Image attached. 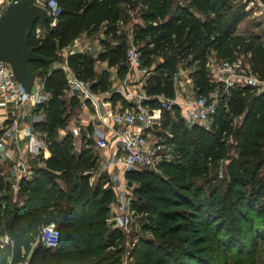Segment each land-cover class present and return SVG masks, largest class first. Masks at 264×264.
I'll return each instance as SVG.
<instances>
[{
    "label": "trees",
    "instance_id": "1",
    "mask_svg": "<svg viewBox=\"0 0 264 264\" xmlns=\"http://www.w3.org/2000/svg\"><path fill=\"white\" fill-rule=\"evenodd\" d=\"M57 1L61 12L55 23H35L27 40L29 48L51 59L30 61L48 94L42 104L44 118L35 129L49 154L39 152L30 159L34 172L19 180L16 191L0 173V236L12 240L0 243V264H16L24 248L35 239L39 242V229L49 222L58 228V244L36 243L28 264H121L123 233L109 220L114 199L109 174L101 171L104 175L89 181L88 172L98 161L92 123L80 129L78 147L70 130H59L82 104L67 91L60 66H52L60 48L81 31L110 35L114 44L104 38L97 57L80 52L68 56L74 73L89 82L92 91L101 92L108 90L109 80L105 71H97L95 61L116 66L123 77L130 40L140 39L142 64L149 71L143 84L149 98L143 104L156 108V95H173V73L181 66L190 69L194 95L218 88L207 75L212 51L229 60L249 54L246 62L262 76L264 41L259 34L236 33L246 16L242 0ZM133 12L144 24L132 23L131 38L118 25ZM37 26L41 33L35 32ZM157 56L160 62L154 61ZM110 99L131 106L118 93ZM232 115L239 117L235 125ZM158 122L156 127L169 128L173 138L192 133L193 141L177 138L173 160L125 172L131 183L130 206L150 235L132 246L136 264H257L264 256V184L259 172L264 165V90L230 89L217 100L208 126L185 123L178 106L162 108ZM229 134L234 135L230 143ZM224 158L223 178L216 180Z\"/></svg>",
    "mask_w": 264,
    "mask_h": 264
},
{
    "label": "built area",
    "instance_id": "2",
    "mask_svg": "<svg viewBox=\"0 0 264 264\" xmlns=\"http://www.w3.org/2000/svg\"><path fill=\"white\" fill-rule=\"evenodd\" d=\"M16 1L18 0H0V15L9 3ZM29 1L43 7L52 17L50 24L55 23L57 15L61 12V5L57 0ZM257 1L264 7L262 0ZM92 40L93 38L73 39L71 43L60 48L58 62L68 82L67 91L78 96L82 104L89 103L92 110V118L96 123L92 121L90 136L94 140L95 148L100 152V171L109 174L114 192L109 220L114 226L124 228L134 212L130 206L131 193L125 172L146 166L156 167L153 160L155 147L153 148L149 142L147 134L154 124L159 123L161 109L178 106L185 123L204 124L210 121L221 95L241 86H250L260 92L264 90V78L247 62L219 58L212 51L206 62L207 75L210 81L218 84V88L203 95H194L190 69L181 66L173 73V95L159 94L158 107H149L143 104V100L149 98L143 88L149 71L142 64L140 50L130 44L125 54L126 72L111 91V94L118 93L131 102V106L122 107L119 101L112 104L110 98L92 91L89 82L79 78L68 63V56L71 54L77 52L91 54ZM34 82L37 84L36 89L31 88L26 92L15 79L10 64L0 61V173L10 180L11 191L19 188V180L22 177L32 176L34 172L30 166L32 157L43 150L42 155L46 157L44 140L35 129V125L44 118L42 104L48 94L43 90L42 79L36 76ZM129 82L140 85L141 90L126 89L125 84ZM69 130L73 136H77L80 125L75 124ZM109 137L114 146L113 150L107 141ZM103 150L109 154H103ZM38 239L47 247H55L59 240L56 224L49 222L42 225ZM0 243L12 244V240L5 234L0 236ZM27 261L28 259L19 260L16 264H28Z\"/></svg>",
    "mask_w": 264,
    "mask_h": 264
},
{
    "label": "rangeland",
    "instance_id": "3",
    "mask_svg": "<svg viewBox=\"0 0 264 264\" xmlns=\"http://www.w3.org/2000/svg\"><path fill=\"white\" fill-rule=\"evenodd\" d=\"M242 1H244V3H245L246 16L236 26V33L259 34L264 41V7L261 6L257 0L253 1V2L250 0H242ZM147 5L148 4H145L144 8H146ZM136 15L133 12L131 15L132 18H128L127 21L124 20L123 23L119 22V25H118L120 29L124 30V28H126L127 31L129 32V36L131 38H132V35L134 34V30H135L134 26H132V23H138L141 26L144 24L142 22V20L140 19V17L136 16ZM130 20H132L131 23L129 22ZM41 31H42L41 28H39L37 26V28L35 29V32L38 34V33H41ZM101 32L102 31H100L99 33H96V34L88 35L87 33L85 34L84 31H81L75 37V38H78L81 40H86L90 37L93 38V40H92L93 45L91 47V49H92L91 55H93L94 58L97 57L98 51H101L102 49H104L105 44L102 41L104 38H107L108 43L110 45L114 44V41H113V39H111L110 35L106 36V35H103V33H101ZM130 44L139 49V47H141L143 45V41H141L140 39L139 40H133V41L130 40L129 45ZM248 55L249 54H247L246 56L243 54H241V55L239 54V55H237L238 58L237 57L236 58L240 59L241 62H246ZM244 56L246 58H244ZM236 58L234 60H237ZM161 60L162 59L160 56H157L154 58V61H156V62L157 61L160 62ZM56 64H57L56 61L52 62V66L56 65ZM95 67H96L98 72L105 71L107 76H108V80H109L108 90L101 91L98 93L101 94V96H103V97L110 98L111 91L116 87L117 82L120 79H122V74H120L119 71L116 70V66L108 65L107 61L96 60L95 61ZM261 77L264 78V71H263ZM135 84H136V82H135ZM137 86L138 87H134V89L136 91H140L141 90V87H139L140 85H137ZM36 87H37V84H36V82H34V84L32 85V89L35 90ZM106 91H108V93H106ZM156 98H157V102H158L159 98L157 97V95H156ZM112 104H115V103H112ZM121 105H122V107H125L126 103L121 104ZM78 113L79 112H75L73 114V117L70 118L69 123L59 130L64 133L67 129L69 130L70 127L75 126L76 123H79L80 118H78V116H76ZM231 117H232L233 125L238 123V121H239L238 116L232 115ZM158 125H159V123H157L156 125H153V127L150 128V130L147 134V138H148L149 142L153 145V148L154 147L156 148V149L154 148V154H153V160H154L155 164H157L159 161H162V160L169 161V160L174 159V152H175L174 146L177 145L176 144L177 138L180 139V141L187 142V143H191L193 141L192 133L187 134V136H178L175 139L172 137V134H171V131L169 128H164V129L162 128L161 129V127H159V128L156 127ZM203 125L208 126L209 121L204 123ZM80 132H79V135L73 136L74 142L77 144L80 142V136H81ZM233 137H234V135H232V134L227 135L226 141H229V143L232 142ZM234 150H235L234 148H231L230 152H234ZM43 152H44V150H43ZM43 152H42V154H43ZM227 156H228V153H227ZM38 160L39 159H37V164L38 163L40 164V161H38ZM225 161H226L225 158L219 161V165H218L216 175L214 174L216 180L223 178V175H224L223 166H224ZM207 166H210V163H208ZM93 172L95 174L93 180L91 181L92 178L91 177L89 178V180L92 183L94 182V180H96V176L99 177L100 175L101 176L104 175V173L101 172L100 169H97V168L92 169V173ZM259 172H262V174L261 175L259 174V175L261 177L262 183L264 184V165L260 168ZM130 193H132L131 190H130ZM183 193L186 194V192H183ZM110 206H111V202H110ZM111 209H110V213H109L110 216L112 214ZM143 221L144 220L141 219L139 215H136L133 212L132 218L129 221V223L126 225V227L121 228L122 233H123V239H122V243L120 245L121 246V251H120L121 264H136L135 258L131 253L132 246L137 242V239L139 237L150 236L148 232H145L144 230L141 229V224ZM259 226H260V228L262 227V225H259ZM262 229L264 230V227H262ZM36 243L40 244L41 241L39 240V242H37L35 239L34 242L28 248H24L22 250L20 260L28 259L30 250H32L34 248V246L37 245ZM22 254H23V256H22ZM257 264H264V256L261 257L260 260H258Z\"/></svg>",
    "mask_w": 264,
    "mask_h": 264
},
{
    "label": "water",
    "instance_id": "4",
    "mask_svg": "<svg viewBox=\"0 0 264 264\" xmlns=\"http://www.w3.org/2000/svg\"><path fill=\"white\" fill-rule=\"evenodd\" d=\"M52 17L41 6L29 0L7 5L0 15V61L10 64L15 79L29 92L35 81L30 61L50 62L51 59L29 48L27 40L35 23L51 22ZM130 185V181L127 182Z\"/></svg>",
    "mask_w": 264,
    "mask_h": 264
},
{
    "label": "crops",
    "instance_id": "5",
    "mask_svg": "<svg viewBox=\"0 0 264 264\" xmlns=\"http://www.w3.org/2000/svg\"><path fill=\"white\" fill-rule=\"evenodd\" d=\"M90 38H92V37H90ZM56 65H53V66H59V62H57L56 61ZM137 86V84L136 85H134V83H127V84H125V88L126 89H132V88H134V87H136ZM138 87V86H137ZM139 87H141V86H139ZM79 113L76 115V116H78V118H80L79 119V123H76V124H79L80 125V128H84L86 125H88L89 123H92V125H93V122H94V124L96 123V121H94L93 120V118H92V110H91V108H90V106H89V104H81L80 105V107H79V111H78ZM93 121V122H92ZM62 133V132H61ZM94 141V140H93ZM108 141V144H109V147H111L112 146V150H113V148H114V146H113V144H112V140L110 139V137H109V139L107 140ZM80 144V142L77 144V143H75V146L77 147L78 145ZM97 149V148H96ZM45 151H46V156L49 154L48 153V150L47 149H45ZM108 151H109V148H108ZM108 151H105V150H103L102 152H103V154H109V152ZM96 153H97V155H98V161H97V169H100V162H99V158H100V152H99V150L97 149L96 150ZM90 172H88V174L90 173V175H89V178L91 177L92 179H91V181L93 180V178H94V172L92 173V170H89ZM97 177V176H96ZM90 181V180H89ZM90 181V182H91Z\"/></svg>",
    "mask_w": 264,
    "mask_h": 264
}]
</instances>
